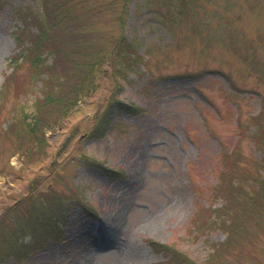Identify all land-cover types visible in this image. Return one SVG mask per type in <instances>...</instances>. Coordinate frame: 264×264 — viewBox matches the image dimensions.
I'll list each match as a JSON object with an SVG mask.
<instances>
[{
  "label": "rangeland",
  "instance_id": "obj_1",
  "mask_svg": "<svg viewBox=\"0 0 264 264\" xmlns=\"http://www.w3.org/2000/svg\"><path fill=\"white\" fill-rule=\"evenodd\" d=\"M83 1L81 28L98 44L124 33L136 43L140 65L118 83L105 64L96 88L52 117L41 144L24 115L33 113L45 74L12 60L22 51L17 34L29 40L37 30L40 2L0 1V225L8 208L29 195L64 201L60 221L17 236L16 255L7 252L0 228V264H170L149 240L208 263L209 243L224 241L226 232L214 226L196 231V218L208 219L233 175L253 170L260 155L252 118L261 108L264 76L241 52L252 44L263 63L264 0H193L196 10L172 15L169 26L163 14L177 8L175 2L130 0L123 29L124 0ZM113 99L143 111H115L102 137L87 136ZM233 146L238 152L229 155ZM50 227L54 237L20 251ZM214 264H264V220L253 238L236 241Z\"/></svg>",
  "mask_w": 264,
  "mask_h": 264
},
{
  "label": "trees",
  "instance_id": "obj_2",
  "mask_svg": "<svg viewBox=\"0 0 264 264\" xmlns=\"http://www.w3.org/2000/svg\"><path fill=\"white\" fill-rule=\"evenodd\" d=\"M38 1L41 13L35 22L37 30L29 40H24L21 33L17 34V44L22 51L12 57V60L17 61L18 58L20 61L26 60L34 69L35 74L42 71L45 74L40 97L35 100L33 113L24 115L27 131L31 135L39 133L37 139L41 144L45 140V128L49 125L52 117L57 113L60 116L65 114L77 104L79 98L94 90L97 86V72L105 64L109 66L110 72L119 83V79H126L130 71L137 69L142 55L138 53L136 43L126 39L124 33H120L109 42L98 44L96 36L81 28V24L77 21L79 7L84 4L83 0ZM128 1L130 0H124L120 10L118 19L121 29L124 26ZM172 1L176 3L177 8L164 13L162 20L163 24L168 26L169 23L173 24L172 15L179 16L188 10H196V2L193 4V0ZM192 4L195 8L192 7ZM89 9L91 8L89 7ZM166 14L168 15L166 16ZM25 23L27 24V21ZM244 50L245 52H241L244 54V58L249 60L252 57L256 67H259V74L264 76V59L261 63L262 60L259 59L260 55L256 46L250 44ZM45 54L52 56L51 63H45ZM219 72L228 78L230 92L237 95L238 87L228 74L221 70ZM260 98L261 108L259 113L252 118L255 126L252 139L255 147L260 150L255 168L251 171L243 169L233 175L234 180L228 190H221V198H223L221 204L211 209L213 213L208 219L201 220L199 223L196 218L193 227L196 231H202L207 227L214 226L226 232L224 241L209 243L211 251L208 254V263L205 264H214L219 253L234 246L236 241L253 238L256 229L260 228L264 220V94L260 95ZM205 99L208 101L207 98ZM115 111L138 114L143 109L113 99L95 116V122L87 132V136L102 137L105 131L110 128L112 114ZM203 119L207 123L204 115ZM235 122L237 127L243 128L244 122L242 125L238 116ZM236 152H238V147L233 146L229 155L236 154ZM227 164L229 165L228 170L234 171V162L231 161ZM101 167L111 174L112 171L109 168L102 164ZM54 195L50 193L29 195L24 200H17L3 214L1 222L4 225H0L1 237L4 239L5 248L9 254L16 255L17 253L13 248V243L18 235L33 232L36 225L40 227L46 223L60 221L58 218L61 217L64 209V201L61 198H53ZM81 204L82 209L91 211L88 204L84 202ZM21 208L25 210L24 216L19 214V211L23 210ZM53 231L50 227L45 232H41L42 237L24 244L20 251L29 253L41 247V242L54 237ZM149 243L154 249L163 251L170 264H200L186 253L177 250L173 245L159 244L154 240H149Z\"/></svg>",
  "mask_w": 264,
  "mask_h": 264
}]
</instances>
